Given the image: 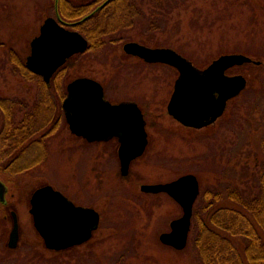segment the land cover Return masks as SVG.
Returning a JSON list of instances; mask_svg holds the SVG:
<instances>
[{
  "label": "rangeland",
  "instance_id": "374dc122",
  "mask_svg": "<svg viewBox=\"0 0 264 264\" xmlns=\"http://www.w3.org/2000/svg\"><path fill=\"white\" fill-rule=\"evenodd\" d=\"M68 1L77 4L84 0ZM140 1L142 9L130 16L134 17L132 27L128 29L122 24L118 29L102 32L107 27L103 24V45L75 55L63 67L61 84H69L78 77H92L107 87L112 101L119 97L137 101L147 121L151 145L133 160L130 173L124 176L116 154H105L103 144L74 136L66 124H59L64 123L62 101L56 99L51 104V111L54 110L46 158L38 166L35 163L31 169L10 174L15 184L14 197L22 196L13 206L21 224V243L14 254L17 264H200L196 224H192L184 249L163 244L161 233L170 230L172 220L182 216L183 209L167 193H144L141 185L172 181L186 173L198 177L201 192L234 185L245 190L255 185L264 161V8L251 4L264 0ZM1 5L0 37L25 57L28 41H21L25 34L17 24L42 22L47 14L54 13L55 0H0ZM121 15L129 18L127 12ZM118 37L138 39L150 47L171 48L202 69L228 53L244 54L262 63H245L229 69V75L247 76L248 85L229 99L223 116L215 124L194 129L177 124L168 113L177 70L164 63L125 55L123 42L114 40ZM12 68L6 56L0 55V87L11 88L7 95L19 92L21 98L32 103L34 98L26 79L12 74ZM34 84L39 97L38 83ZM21 116L20 111L18 118ZM39 156V151L32 150L29 159L22 156V162L27 165ZM46 184L60 190L76 205L99 211L101 226L90 245H79V249L67 253L46 247L29 212L33 191ZM253 189L256 191V187ZM198 202L199 198L194 213L195 209L200 210ZM252 220L255 232H264ZM236 238L245 256L250 239L242 235ZM244 262L248 264L247 259Z\"/></svg>",
  "mask_w": 264,
  "mask_h": 264
},
{
  "label": "water",
  "instance_id": "95a60500",
  "mask_svg": "<svg viewBox=\"0 0 264 264\" xmlns=\"http://www.w3.org/2000/svg\"><path fill=\"white\" fill-rule=\"evenodd\" d=\"M53 18L41 27V34L33 41V52L28 66L44 75L47 81L54 72L78 52L88 48V40L78 31L58 28ZM57 28V31L54 29ZM127 52L148 62H161L175 67L179 76L168 104V113L185 126L202 128L216 122L225 112L229 99L238 96L247 86L242 74H227V70L245 63L261 61L240 54L228 53L214 59L207 67L198 68L194 63L171 48L150 47L138 42H127ZM68 97L63 102L70 129L89 140L123 133L120 148L121 172H130L131 162L141 156L148 143L146 119L135 102L113 104L104 98L100 81L92 77H78L68 84ZM146 193H167L177 201L182 216L172 220L170 231L163 232L160 240L176 249H184L192 227L194 205L201 187L194 173L159 183H144ZM6 192L0 179V196ZM34 225L48 249L64 250L89 241L101 224V214L93 207L76 205L52 185L38 188L31 199ZM19 223L11 234V245L17 246Z\"/></svg>",
  "mask_w": 264,
  "mask_h": 264
},
{
  "label": "flooded vegetation",
  "instance_id": "af4514ba",
  "mask_svg": "<svg viewBox=\"0 0 264 264\" xmlns=\"http://www.w3.org/2000/svg\"><path fill=\"white\" fill-rule=\"evenodd\" d=\"M257 2L251 5L256 7V4H261L259 6L264 8V2ZM67 3L70 4V7L67 6ZM141 5L142 4L140 0H84L77 4L71 3L68 0H55L54 13L49 15L47 14L42 22L37 24V22L30 20L22 24H17V28H22L25 34V37H23L21 41H28V51L25 57L21 56L24 54H20L19 49H15L14 45H11L7 41H3V39L0 37V55H5L6 59L9 60V63L12 64V74L16 73L18 76L21 74L26 79V86L28 90L32 91V94L30 95L32 96V98H34L31 103V100L29 101L25 97L21 98L19 92H16L12 95H7V93H10L11 88L5 89L4 87H0V179L5 183L6 186V192L4 197L0 196V264H17V262L15 261L16 259H14V254L15 251L19 249L21 243L20 215L16 210V207L13 208V206H15L17 202L22 199V196L17 195L16 197H14L15 193L13 192L12 188L13 186H15V184L14 180L10 179V176L16 175V173L21 170H26L29 168L31 169L35 165L38 166L41 164L42 160L46 158V152L49 147L48 137L51 134V117L54 110L53 109L51 111V104L56 103V99L60 98L62 101L61 107L63 111L62 116L64 118V123L60 122L59 124H66L70 133L74 136L83 138L84 140L91 143L96 142L103 144L105 146V154H116L118 156L121 169V160L119 154L122 145V139L124 138L123 133L120 132L116 134H111L107 137L89 140L88 138L82 135H77L72 132L67 121L66 111L63 107V102L67 99L69 95L68 84H61V72L64 68L61 67L57 69L50 78V81H47L44 75L32 70L28 66V58L30 55H32L33 52V41L40 36L41 27L43 26V24H45L46 20L48 18H53L55 20L54 24L57 28L59 26H63L68 30L78 31L79 33H81L89 42V46L87 49V51H89L90 49H92L91 42L93 40H101L102 37L96 38V36H94V33L97 34L103 24L107 25V27L106 29H103L102 32H107L108 28L110 29L113 27V29H118L122 26V24H125L126 28L129 29L134 24V17L132 18L130 16H133V13L140 11L142 9ZM0 8H2V5L0 6ZM123 12L129 13V18H126L125 16L123 17L121 15V13ZM57 28L54 30L57 31ZM0 31H3L2 25H0ZM89 32H91L93 36L90 37L87 34ZM0 36H3V34ZM11 38L13 39L12 35ZM114 40H121L123 42L122 49L125 55L136 57L141 59L142 61H146L145 59L137 56L138 54L127 52L124 48V45L127 42H138L140 44L146 45L142 41L132 38L125 40L124 37H118L116 39L114 38ZM96 48L97 47H95V49ZM4 52L6 53L4 54ZM84 53L86 52H78L73 55H83ZM177 73L178 75L175 81L179 76L178 70ZM34 82L38 83V88L40 89L39 97L35 94ZM23 85L25 86L24 83ZM103 89L104 98L113 104L135 102L139 105L137 101L126 97H119L120 99H115L112 101L110 97L111 95L107 87L103 85ZM117 93L116 95H118ZM37 100L38 104H36V106H33L35 103H37ZM20 111L22 112V116L19 119L18 114ZM172 118L176 121L177 124L184 127H189L185 126L184 124L176 120L174 117ZM59 120L60 118L57 121ZM150 145L151 137L148 133V143L143 154L148 151ZM32 150L39 151L40 156L37 161L32 162L34 160H30V163L25 165L26 163H23L22 161L25 158L29 159L27 156L30 155V151ZM24 155H26L25 158L22 157ZM27 162H29V160ZM43 186L45 185L39 186L38 188ZM38 188H36L33 193ZM33 193L30 197V204ZM30 210L29 212L31 213ZM16 219L19 223V240L17 246L13 247L10 242L11 234ZM5 224H7L8 226L6 225L7 227H3V225Z\"/></svg>",
  "mask_w": 264,
  "mask_h": 264
},
{
  "label": "trees",
  "instance_id": "16d2710c",
  "mask_svg": "<svg viewBox=\"0 0 264 264\" xmlns=\"http://www.w3.org/2000/svg\"><path fill=\"white\" fill-rule=\"evenodd\" d=\"M87 34L93 36L91 32ZM94 36L100 38L101 30L97 34L94 33ZM102 45V38L91 42L92 48ZM262 141L264 149V135ZM255 181V185L245 190H240L239 185H234L223 190L207 189L201 192L199 202L201 198L202 200L198 202L200 210L195 209L193 216L198 234L200 264H244L246 259L248 264H264V232H255V222L252 220L254 218L264 231V161ZM255 187L256 191H252ZM211 198L216 202L213 203ZM211 207L214 212H210ZM239 235L250 239L247 249L244 250L245 256L239 250V239L236 238ZM86 244L90 245L91 241ZM79 247L74 246L57 252L67 253Z\"/></svg>",
  "mask_w": 264,
  "mask_h": 264
}]
</instances>
